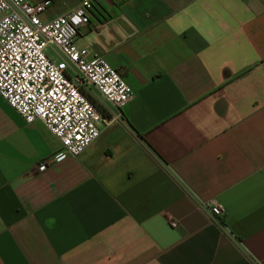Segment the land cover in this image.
Returning a JSON list of instances; mask_svg holds the SVG:
<instances>
[{"label":"crops","instance_id":"1","mask_svg":"<svg viewBox=\"0 0 264 264\" xmlns=\"http://www.w3.org/2000/svg\"><path fill=\"white\" fill-rule=\"evenodd\" d=\"M75 41L133 97L56 158L0 95V264H264V0H101Z\"/></svg>","mask_w":264,"mask_h":264},{"label":"built area","instance_id":"2","mask_svg":"<svg viewBox=\"0 0 264 264\" xmlns=\"http://www.w3.org/2000/svg\"><path fill=\"white\" fill-rule=\"evenodd\" d=\"M100 1L78 0L70 11L46 21L41 13L50 0H0V95L25 122L38 119L52 132L61 145L56 158L81 154L104 127L121 117V107L134 94L121 68L76 44L79 29L89 24ZM92 90L116 113L102 112L92 102ZM47 164L48 159H42L37 169ZM202 205L214 220L224 214L215 200Z\"/></svg>","mask_w":264,"mask_h":264},{"label":"rangeland","instance_id":"3","mask_svg":"<svg viewBox=\"0 0 264 264\" xmlns=\"http://www.w3.org/2000/svg\"><path fill=\"white\" fill-rule=\"evenodd\" d=\"M45 51H46L47 55H49V56L53 57V59H55V56H54V54H53V50H52V49L47 48ZM90 94H91V98H92L93 101H94V104L98 105L100 108L103 109L102 104L99 103V101H98V100L96 99V97H95V92L92 90V91H90Z\"/></svg>","mask_w":264,"mask_h":264},{"label":"trees","instance_id":"4","mask_svg":"<svg viewBox=\"0 0 264 264\" xmlns=\"http://www.w3.org/2000/svg\"><path fill=\"white\" fill-rule=\"evenodd\" d=\"M92 99V98H91ZM92 102L94 103L93 99ZM99 109H101L102 112H105L102 108H100L98 105H96Z\"/></svg>","mask_w":264,"mask_h":264}]
</instances>
